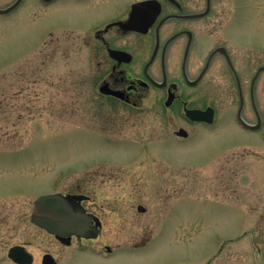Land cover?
<instances>
[{
    "label": "flooded vegetation",
    "instance_id": "af4514ba",
    "mask_svg": "<svg viewBox=\"0 0 264 264\" xmlns=\"http://www.w3.org/2000/svg\"><path fill=\"white\" fill-rule=\"evenodd\" d=\"M1 4L0 9H10L2 15L38 20L37 31L44 35H85L96 108L110 114L112 122L137 125L145 122L144 114L151 115V146L157 153L172 140L214 133L235 150L264 147V0ZM188 111H199L201 119L191 118ZM91 174L97 180L88 178L89 190L61 193L74 209L83 206L91 216L90 224L97 228L92 237L74 235L63 241L50 234L32 220L36 200L47 194L41 188L13 190L38 194L27 209H12L0 218V264H114L122 257L138 260L144 249L153 247L155 237L142 233L141 225H166L178 211L174 204L151 209L126 203L125 187L109 190L102 186L107 183L104 172ZM110 193L117 196L110 198ZM107 226L122 227L125 232L117 237L122 240L99 244Z\"/></svg>",
    "mask_w": 264,
    "mask_h": 264
},
{
    "label": "rangeland",
    "instance_id": "374dc122",
    "mask_svg": "<svg viewBox=\"0 0 264 264\" xmlns=\"http://www.w3.org/2000/svg\"><path fill=\"white\" fill-rule=\"evenodd\" d=\"M39 25L0 15V218L38 194L13 190L87 191L99 171L105 188L127 189L126 203L178 210L166 225H141L155 240L140 259L114 264H264V147L235 150L214 133L157 153L151 115L112 122L96 108L85 35H44ZM124 232L107 226L99 244Z\"/></svg>",
    "mask_w": 264,
    "mask_h": 264
},
{
    "label": "water",
    "instance_id": "95a60500",
    "mask_svg": "<svg viewBox=\"0 0 264 264\" xmlns=\"http://www.w3.org/2000/svg\"><path fill=\"white\" fill-rule=\"evenodd\" d=\"M10 9H0V14L9 12ZM199 111H188V115L201 119ZM82 199L84 196H77ZM91 216L83 206L74 209L68 197L62 193L40 196L34 205L33 222L45 228L50 234L56 235L61 240L79 237H92L93 229L90 224Z\"/></svg>",
    "mask_w": 264,
    "mask_h": 264
}]
</instances>
